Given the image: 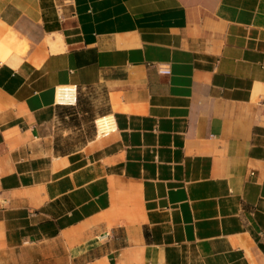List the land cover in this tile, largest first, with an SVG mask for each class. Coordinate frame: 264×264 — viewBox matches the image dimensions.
Segmentation results:
<instances>
[{"label": "crops", "instance_id": "0c3cea01", "mask_svg": "<svg viewBox=\"0 0 264 264\" xmlns=\"http://www.w3.org/2000/svg\"><path fill=\"white\" fill-rule=\"evenodd\" d=\"M0 264H264V0H0Z\"/></svg>", "mask_w": 264, "mask_h": 264}, {"label": "built area", "instance_id": "2783aa9c", "mask_svg": "<svg viewBox=\"0 0 264 264\" xmlns=\"http://www.w3.org/2000/svg\"><path fill=\"white\" fill-rule=\"evenodd\" d=\"M161 75H169L170 72L167 69H162L159 71ZM59 93L61 95V100H57L56 96V101L59 105H66V106H73L75 105L76 101V88L75 87H60L59 88ZM58 94V90H57ZM99 120H105L99 129V126H97V121L95 122V128H96V133L100 137H104L110 133H112L115 130L113 120L111 118H102Z\"/></svg>", "mask_w": 264, "mask_h": 264}, {"label": "bare ground", "instance_id": "6f19581e", "mask_svg": "<svg viewBox=\"0 0 264 264\" xmlns=\"http://www.w3.org/2000/svg\"><path fill=\"white\" fill-rule=\"evenodd\" d=\"M59 90V89H58ZM57 100H59V95H57ZM105 120H98L97 121V126H99V129H100V126L101 124L104 122Z\"/></svg>", "mask_w": 264, "mask_h": 264}]
</instances>
